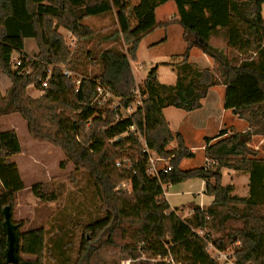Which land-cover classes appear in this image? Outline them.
Listing matches in <instances>:
<instances>
[{"label": "trees", "instance_id": "trees-1", "mask_svg": "<svg viewBox=\"0 0 264 264\" xmlns=\"http://www.w3.org/2000/svg\"><path fill=\"white\" fill-rule=\"evenodd\" d=\"M166 1L0 0V71L10 80L8 89L0 92V116L19 114L31 138L63 151L60 168L71 162L75 170L89 173L106 217L84 228L76 264H106L99 253L115 244L117 236L132 239L150 257L170 255L181 264H217L206 249L209 232H198L204 230L217 234L211 239L216 249L234 246L235 264H264V161L249 147L253 136L264 137V0H172L178 19L157 23L155 8ZM112 10L116 30L101 41H120L125 51L110 46L97 52L68 49L59 28L67 30L77 45L89 43L94 32L83 20ZM171 23L181 26L185 42L179 62L164 63L176 68L175 83H161L157 66L151 67L138 87L142 105L130 116L115 120L120 106L126 108L133 101L130 60L136 59L140 40L154 28ZM220 37L223 45L214 46L213 40ZM26 38L36 43L33 57L23 51ZM193 47L213 59L212 70L189 61ZM13 52L22 61L14 70L9 66ZM256 54L259 60L254 61ZM62 64L84 76L77 89L59 68ZM47 75V87L42 88L41 80ZM217 84L226 86L224 107L245 120L249 129L212 144L206 139L205 156L214 162L211 168L181 169V161L194 154L182 136L172 132L163 109H199L209 88ZM30 85L42 95L31 97ZM98 85L122 98V105L109 110L104 105L109 99L98 103ZM136 133L143 136L148 149L169 159L170 171L159 178L146 173L147 153ZM117 136L122 137L111 141ZM173 141L177 147L167 149ZM20 152L16 132L0 130V264H43L46 231L42 226L16 231L19 254L34 259L19 255L17 262L7 263L4 254V209H9L11 220L15 194L25 188L11 159ZM222 168L249 175L247 197L232 195L233 186L221 184ZM193 178L204 180L205 193L213 200L205 209L193 204L191 217L182 218L171 209L162 186ZM37 186L30 187L32 192L46 199L37 193Z\"/></svg>", "mask_w": 264, "mask_h": 264}, {"label": "rangeland", "instance_id": "rangeland-1", "mask_svg": "<svg viewBox=\"0 0 264 264\" xmlns=\"http://www.w3.org/2000/svg\"><path fill=\"white\" fill-rule=\"evenodd\" d=\"M168 10L169 6L166 8L167 12ZM87 22L88 20H85V23ZM99 23L101 22L97 21L93 24L97 26ZM105 23H107L106 27H100L98 31L97 28L94 27L93 32L95 38L91 39V42L80 43L79 45H77L76 40L74 41L71 39L72 37L64 28H59V32L64 36L66 45L71 52L74 51L75 47H78L81 52L87 49H93L97 52L108 46L117 47V49L125 51V47L122 46L123 44L120 41L117 43H105L101 41L102 37L116 30V25L111 24V21L109 22L106 20ZM171 24L166 28H158L154 32L143 37L138 44L136 59L132 60L134 67V74L133 71L132 74L133 76L135 75V85L131 89V97L134 100L133 102L131 101L133 109L136 108L138 104L137 101L140 99L138 92H136L138 87H140L139 83L142 82L152 66L157 65L156 76L161 83L174 84L176 81V68L173 65L164 64V62H170L172 64L179 62L181 57L177 54L182 52L184 41L181 37L182 28L180 25ZM164 38L166 39L164 40ZM152 42H155V44ZM212 44L221 47L223 45V40L221 37L214 39ZM24 49L31 57H33L38 50L32 38L24 40ZM12 55L20 59L17 52H13ZM252 58L254 61H257L259 60V55H252ZM50 68L51 66H48V73ZM59 68L61 71L69 72L66 76L71 78L74 88L76 89L81 78L84 77L82 73L71 70L68 68L67 64L59 65ZM26 71L30 72L31 69L28 67ZM7 85H10V80L0 71V90L5 91ZM27 92L34 98L42 95V91L40 89H35L33 85L27 88ZM31 94H33V96ZM212 97L211 94L208 96L209 99ZM100 98L102 101L107 99L110 100L108 104L104 103V105H106L105 107L109 110H113L114 106L122 105L123 101L122 98L115 96L114 98ZM168 108L166 112L167 117L173 120L174 124L182 123V121L185 120V113L182 110L175 107ZM135 110L136 109H134L132 113H134ZM124 115L125 112L123 107L120 106V110L115 114V120ZM5 117H9L5 119V129L14 130L16 132L20 145L23 148V153L16 154L13 158L19 170L20 177H22L21 179L25 184V188L15 194V206L11 219V223L16 226L14 230L15 232H24L39 226L44 227L46 231V244L43 264H76L78 248L82 242L84 228L106 217V211L101 208V203L92 179L87 171L81 169L75 170L71 162H66L64 167L60 168V162L65 160L63 151L50 143L38 142L31 138L27 131L26 122L19 114H8ZM1 122L0 127H3ZM136 135L141 141L142 148H144L142 142L144 140L143 136L139 133H136ZM122 136H117L111 139V141ZM249 147L257 150V158L264 161V137L260 135L253 136L252 140L249 142ZM167 149H171L170 144L167 146ZM164 159L165 162L169 164V159ZM202 160L203 157L200 154H196L194 159L186 160L184 168L191 169L200 167L201 164H203L202 166L208 165L207 167L211 168L214 163L212 161L202 162ZM117 162H119V160ZM229 182L230 179L227 172H223L221 184L226 185ZM37 183V193L41 194L43 197L45 195L46 199H41L32 192L30 187ZM180 186L181 185H178V183L174 184L169 191L175 190ZM127 187L129 189V185H127ZM192 205L193 204L189 205L191 211ZM123 227L129 231L128 226L124 225ZM198 232L201 235L209 232L208 240L210 241L207 243L206 249L209 255L217 261V264H235L233 245H228L225 250L220 251L211 243V239L217 235L216 233L210 230ZM105 235L102 237L101 241L106 237ZM99 244L100 242H98L97 245L99 246ZM19 255L20 258L24 260L34 259V257L30 255L22 253ZM99 256L102 260L105 259L107 261L106 264H165L159 261L158 257H150L142 253L138 245L127 236L125 238L117 236L115 238V244L103 247ZM100 264L103 263L101 262Z\"/></svg>", "mask_w": 264, "mask_h": 264}, {"label": "crops", "instance_id": "crops-1", "mask_svg": "<svg viewBox=\"0 0 264 264\" xmlns=\"http://www.w3.org/2000/svg\"><path fill=\"white\" fill-rule=\"evenodd\" d=\"M132 1L136 2L137 0H132ZM167 6H169L168 12L166 11ZM172 18L175 20L178 19L177 9H176L175 3L172 0H168L165 3L155 8V19L157 23L165 22ZM85 20H88V22L85 23ZM106 20H108L109 22L111 21V24L113 25L116 23L113 10L112 12L101 13L95 16H90L84 19L83 23L90 26L92 29L96 27L98 31L100 27H106L107 25V23H105ZM97 21L101 23L95 26L94 24ZM173 24H177V23H173ZM158 28H162V27L154 28L148 34L154 32ZM68 34L72 37V35L69 32ZM148 34H146V36ZM71 39L74 41L76 40L73 37ZM165 39L166 38H164V40ZM152 43L155 44V42H152ZM184 48H185V42H184ZM184 48L182 52L178 53L177 55L180 56L183 53ZM23 51L27 53L25 49H23ZM189 61L196 64L199 68H208L212 70L214 66L213 59L208 57L206 54H204L198 47H193L190 50ZM164 63H170V62H164ZM130 65H131V68L134 74V67H133L132 60H130ZM142 82L139 84L141 85ZM9 86L7 85L5 87V91L8 89ZM225 89H226V86L223 84H217L215 86L210 87L208 90L207 96L201 100V103H202L201 108L190 111V112H185L182 110L185 113L184 115L185 120L182 121V123L180 122V123L174 124L173 120L169 119L166 114L169 108L166 107L163 109V115L166 121L168 122L172 132L174 134H180L184 140L185 145L194 154L192 158H184L181 161L179 165L181 169H185L184 163L186 162V160L194 159L196 157V154H200L203 157L202 162H205V161L211 162V160L207 159L205 156V146H206L207 138L211 139L209 141V144H212L230 135L231 133H234V132L242 133L249 129V124L245 120L240 119L236 114L233 113L231 109H227L224 107ZM5 91L0 90L1 93H4ZM210 94H211V97L212 96L213 97L209 99L208 96H210ZM31 95L33 96V94ZM5 116L7 115L0 117V122L3 121L1 122L3 124V127H0L1 131L6 130L5 129V119L9 117L6 118ZM7 130H10V129H7ZM220 131H222L223 134L221 136H217ZM176 147H177L176 141H173L170 143L171 149L176 148ZM22 153H23V148L21 147V152L19 154H22ZM14 156L15 155L11 157L12 160ZM202 165L203 164H201V166ZM223 172H227V175L230 179V182L226 185L233 186V190H232L233 193L231 192L232 195H237L239 197H247L249 194V186H248L249 175L247 173H243L242 171L229 169V168H222L221 170L222 175H223ZM178 185H181V186L175 190L169 191V189L173 187L174 184H165L163 186L164 188L163 190L165 193V198L170 204L171 209L175 211V213L182 218L191 217L192 211L190 210V207H189L190 204H196L200 208L205 209L213 200L212 196H209L205 193V182L204 180L200 178L189 179V180L178 183Z\"/></svg>", "mask_w": 264, "mask_h": 264}, {"label": "built area", "instance_id": "built-area-1", "mask_svg": "<svg viewBox=\"0 0 264 264\" xmlns=\"http://www.w3.org/2000/svg\"><path fill=\"white\" fill-rule=\"evenodd\" d=\"M21 59H19L18 57H16L15 55H11L10 57V62H9V66L11 69H17L20 65H21ZM64 75L69 74L68 71H62ZM49 74V73H48ZM48 76L47 75L45 78H43L41 80V87L45 88L47 87V81H48ZM79 86V85H78ZM78 88V87H77ZM76 88V89H77ZM97 96L95 97V100L98 101V103H102L104 101L101 100L100 97H102L103 99H106V97H111L114 98L113 94L105 87H102L100 85L97 86ZM138 92V96H139V101H137V105L136 108L140 105H142V95H140L139 90L137 89ZM110 98V99H111ZM134 101V100H133ZM132 101V102H133ZM131 102V103H132ZM131 103L126 107L123 108L125 115L123 117H128L132 114L133 110L136 109L132 107ZM118 106V105H117ZM115 107V106H114ZM121 118V117H120ZM131 131H135L134 127L131 126L130 127ZM143 146H144V151L147 153V167H146V173L151 177V178H159L160 173L162 172H167L171 170V166L165 162V159L158 156L157 153H155L153 150H150L147 148L145 141L143 140ZM118 164V163H117ZM208 166V165H207ZM205 166V167H207ZM164 186V185H163ZM162 186V187H163ZM158 260L165 263V264H181L180 262L175 261L170 255H166V256H157Z\"/></svg>", "mask_w": 264, "mask_h": 264}, {"label": "water", "instance_id": "water-1", "mask_svg": "<svg viewBox=\"0 0 264 264\" xmlns=\"http://www.w3.org/2000/svg\"><path fill=\"white\" fill-rule=\"evenodd\" d=\"M196 42L204 43L202 39L196 38ZM4 229L6 231V249H5V258L7 263H15L19 257V237L15 232L16 226L11 223L9 209H4Z\"/></svg>", "mask_w": 264, "mask_h": 264}]
</instances>
